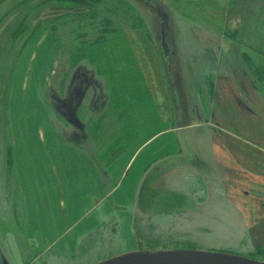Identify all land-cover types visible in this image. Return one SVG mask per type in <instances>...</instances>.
I'll use <instances>...</instances> for the list:
<instances>
[{
    "label": "crops",
    "instance_id": "obj_1",
    "mask_svg": "<svg viewBox=\"0 0 264 264\" xmlns=\"http://www.w3.org/2000/svg\"><path fill=\"white\" fill-rule=\"evenodd\" d=\"M247 16L246 28L232 29L236 41L264 56V15ZM197 35L207 46V33ZM39 45L16 68L9 96L18 214L23 237L39 247L30 264L45 256L74 260L109 227L112 245L129 251L135 214L167 206L240 212L252 243L264 246V92L247 75L210 67L206 47L185 65L174 39L164 67L148 31L118 27L82 52L106 95L96 111L103 123L85 145L50 122L43 92L53 49ZM36 62L43 69L35 82ZM75 77L83 83L84 72ZM77 108L67 113L75 123Z\"/></svg>",
    "mask_w": 264,
    "mask_h": 264
},
{
    "label": "rangeland",
    "instance_id": "obj_2",
    "mask_svg": "<svg viewBox=\"0 0 264 264\" xmlns=\"http://www.w3.org/2000/svg\"><path fill=\"white\" fill-rule=\"evenodd\" d=\"M155 2L160 3L169 15V34L171 28L172 32L166 40L173 44L174 39L180 61L190 65L187 62L194 55L193 50L202 48L203 51L206 47L208 61L213 63L210 67L218 70L231 67L237 74L247 75L251 80L253 66L250 67L247 59L253 61L258 58L236 41L237 36L232 29L246 28L247 15L262 18L264 0L0 2V264L2 256L9 264H30L32 256L39 251L36 242L23 237L9 157V96L16 68L27 55H38L39 42L52 47V70L48 75L47 89L43 92L50 122L64 138L87 145L95 132L94 126L103 123L96 111L105 106L106 95L102 79L94 75L90 65L82 60V52L90 43L102 38L105 32L128 26L148 31L163 58L160 19L154 9ZM197 33H207V46L204 45V37ZM28 46H34L31 52H28ZM76 58L78 64H72ZM165 58L164 67L171 61L170 57ZM35 66L33 76L36 82L39 69L43 68L38 62ZM76 72H84L83 83L76 80ZM259 86L264 91V85ZM76 108L79 114L77 123L67 115ZM105 110V117H108L111 111ZM167 208V211L135 214L131 229L134 243L125 246L131 249L129 251H120L122 247L112 245L110 237L113 231L109 227L100 234L99 241L85 244L74 260L45 256L34 264H96L121 252L174 250L223 253L264 262V246L255 247L252 243L242 213L172 211Z\"/></svg>",
    "mask_w": 264,
    "mask_h": 264
},
{
    "label": "water",
    "instance_id": "obj_3",
    "mask_svg": "<svg viewBox=\"0 0 264 264\" xmlns=\"http://www.w3.org/2000/svg\"><path fill=\"white\" fill-rule=\"evenodd\" d=\"M146 1L150 2L152 0ZM154 9L160 19V46L163 55L167 57L170 54V48L166 40L169 34V15L158 2L154 3ZM1 264H9L6 257H1ZM96 264H264V262L223 253L174 250L132 251Z\"/></svg>",
    "mask_w": 264,
    "mask_h": 264
},
{
    "label": "trees",
    "instance_id": "obj_4",
    "mask_svg": "<svg viewBox=\"0 0 264 264\" xmlns=\"http://www.w3.org/2000/svg\"><path fill=\"white\" fill-rule=\"evenodd\" d=\"M78 1H84V0H78ZM93 1H96V0H93ZM114 31V30H113ZM109 32H111V31H107V32H105L104 33V35H103V37L102 38H100L98 41H96L95 43H98V42H100V41H102L103 39H104V37H105V35L107 34V33H109ZM91 44H94V43H90V45ZM252 54H254L255 56H257V60H253V61H251V59H247V63H249L250 65V67H252L253 66V75L251 76V82H252V84L256 87V88H258V89H260L262 92H264L263 90H262V88L259 86V84L261 85V84H263L264 85V56L263 55H261V54H259V53H256V52H252V51H250ZM249 56V55H248ZM263 88H264V86H262Z\"/></svg>",
    "mask_w": 264,
    "mask_h": 264
},
{
    "label": "bare ground",
    "instance_id": "obj_5",
    "mask_svg": "<svg viewBox=\"0 0 264 264\" xmlns=\"http://www.w3.org/2000/svg\"><path fill=\"white\" fill-rule=\"evenodd\" d=\"M1 1H2V0H1ZM1 1H0V2H1Z\"/></svg>",
    "mask_w": 264,
    "mask_h": 264
}]
</instances>
